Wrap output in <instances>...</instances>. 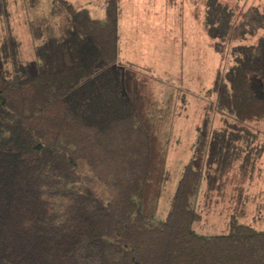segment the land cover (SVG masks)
<instances>
[{"label": "trees", "instance_id": "16d2710c", "mask_svg": "<svg viewBox=\"0 0 264 264\" xmlns=\"http://www.w3.org/2000/svg\"><path fill=\"white\" fill-rule=\"evenodd\" d=\"M205 1L216 51L228 36L263 34L234 45L216 73L221 125L207 116L197 127L163 220L167 151L147 78L116 65L117 0L106 1L104 20L59 0L69 25L26 67L12 36L0 43V264H264V230L235 215L224 233L192 228L200 182L219 191L241 154H259L264 134L249 126L264 122V6L238 13Z\"/></svg>", "mask_w": 264, "mask_h": 264}, {"label": "rangeland", "instance_id": "374dc122", "mask_svg": "<svg viewBox=\"0 0 264 264\" xmlns=\"http://www.w3.org/2000/svg\"><path fill=\"white\" fill-rule=\"evenodd\" d=\"M68 1L85 8L94 18H105L107 0ZM220 1L238 13L251 6H264V0ZM205 3V0H117L116 65L133 68L147 78L151 112L167 151L168 179L155 214L157 220L166 216L184 165L192 155L197 127L207 116L212 128L221 125L213 90L216 73L231 65L230 51L234 45L255 43L263 34L260 31L242 39L228 36L223 51H216L204 24ZM49 8L52 15L63 18L62 32L69 25V14L59 0H0V34L6 32L17 43L15 37L25 36L26 26L36 38L43 34L53 37L48 20L37 15ZM30 16L34 19L29 20ZM3 40L0 36V43ZM109 70L115 76L121 74L116 67ZM254 122L249 123L251 128H264L260 124L264 122ZM258 142L259 154H251L244 162L240 153L241 158L225 173L219 191L208 193L204 179L200 182L199 191L192 198V206L200 214L192 224L197 233L226 232L231 215L241 223L264 230V134H259Z\"/></svg>", "mask_w": 264, "mask_h": 264}, {"label": "clouds", "instance_id": "9594fccd", "mask_svg": "<svg viewBox=\"0 0 264 264\" xmlns=\"http://www.w3.org/2000/svg\"><path fill=\"white\" fill-rule=\"evenodd\" d=\"M38 16H43L48 20V26L52 29V35L54 38H59L61 36V27L64 23L63 18L59 15H52L51 8L44 10L43 12H38ZM34 19V17H29V20ZM26 35L23 37L16 36L18 43V58L20 60V65L22 67H26L28 64L35 62L36 57V49L42 47L48 40V36L43 34L41 37L36 38L34 35L27 31V27L25 26ZM3 38L7 37V33L0 34ZM28 53L27 55L25 53Z\"/></svg>", "mask_w": 264, "mask_h": 264}]
</instances>
